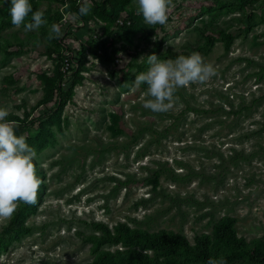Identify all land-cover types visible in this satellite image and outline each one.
<instances>
[{"label": "rangeland", "instance_id": "obj_1", "mask_svg": "<svg viewBox=\"0 0 264 264\" xmlns=\"http://www.w3.org/2000/svg\"><path fill=\"white\" fill-rule=\"evenodd\" d=\"M33 1L47 13L39 29L0 24V108L20 118L9 121L35 150L41 184L35 204L17 202L0 218V264L90 262L95 222L173 230L192 243L229 215L246 242L264 234V0H172L165 25L142 16L145 30L127 36L108 21L74 20L67 9L78 0ZM9 8L0 0V22ZM54 23L63 35L50 41ZM220 29L232 36L228 49ZM192 52L217 75L177 89L168 112L143 107L147 85L133 81L147 56ZM76 67L82 79L55 113L57 78L66 75L64 93ZM113 240L100 248L115 249Z\"/></svg>", "mask_w": 264, "mask_h": 264}, {"label": "trees", "instance_id": "obj_2", "mask_svg": "<svg viewBox=\"0 0 264 264\" xmlns=\"http://www.w3.org/2000/svg\"><path fill=\"white\" fill-rule=\"evenodd\" d=\"M130 2L131 0H90L92 12L89 15L80 16L79 6L81 1L78 0L71 2L72 7L67 11L78 14L81 20L88 17L102 22L108 21L121 30V35L127 36L146 28L142 20V14H138L137 9H126ZM29 3L32 5L33 12L40 10L33 0H29ZM123 12L126 14L122 15ZM43 14L47 13L43 12ZM31 15L32 13H29L26 23L31 22ZM61 18L62 14H58L54 21L58 22ZM117 20L122 22L119 23ZM0 24L2 26L12 25L11 17L1 20ZM218 33L223 41L224 48L228 49L232 42V36L222 29L218 30ZM208 40L209 43L213 41V39ZM56 54L59 58L62 55L59 49L56 50ZM76 54L79 64H82L85 58V48L82 47L76 51ZM71 75H74L71 79V85L64 93L60 88V82L66 75L63 73L57 78L58 102L54 108L55 113L63 106L64 96H71L73 86L82 79L78 67L71 72ZM44 102L41 101L40 103ZM6 120L21 122L17 115H10L6 117ZM18 128L19 125L15 129V134H17ZM45 140L41 129L34 140L35 144L40 148L44 145ZM35 171L39 178L40 174L36 167ZM17 220L18 215H15L10 224L16 223ZM234 222L233 217L224 215L214 223L210 234H196L192 243L186 236L173 230L148 231L131 227L122 221L117 222L110 228L103 222H95L93 224L94 228L100 232L101 236L99 238L94 237L97 241L91 246L93 259L84 264H208L209 258L219 259L220 257L224 258L226 264H264V234L250 242H246L243 237L237 235ZM15 230L22 232L25 227L18 225ZM111 238H114L113 242L117 244L115 249L100 248L103 242ZM1 242L0 239V244Z\"/></svg>", "mask_w": 264, "mask_h": 264}, {"label": "clouds", "instance_id": "obj_3", "mask_svg": "<svg viewBox=\"0 0 264 264\" xmlns=\"http://www.w3.org/2000/svg\"><path fill=\"white\" fill-rule=\"evenodd\" d=\"M174 7L172 0H137V13L142 14L149 25H165L168 13ZM91 9L90 0H82L79 15L86 16ZM9 13L11 24L24 31L39 29L45 20L43 11L33 12L29 0H10ZM31 15V22L26 19ZM73 19H77L75 13ZM63 35L59 24H52L48 32V40L58 39ZM150 67L135 77L133 85H147L146 99L143 107L154 113L168 112L174 105L177 89L190 84H205L217 75L215 67L206 63L198 52L179 55L176 59L161 60L156 54L147 56ZM7 109L0 108V218L10 219L17 208V202L35 204L41 184L36 175L33 160L35 150L28 145L24 135L17 136L15 121L6 120ZM208 264H226L223 257L209 258Z\"/></svg>", "mask_w": 264, "mask_h": 264}, {"label": "built area", "instance_id": "obj_4", "mask_svg": "<svg viewBox=\"0 0 264 264\" xmlns=\"http://www.w3.org/2000/svg\"><path fill=\"white\" fill-rule=\"evenodd\" d=\"M117 22L121 23L122 21L121 20H117ZM66 61V60H65Z\"/></svg>", "mask_w": 264, "mask_h": 264}, {"label": "bare ground", "instance_id": "obj_5", "mask_svg": "<svg viewBox=\"0 0 264 264\" xmlns=\"http://www.w3.org/2000/svg\"><path fill=\"white\" fill-rule=\"evenodd\" d=\"M57 208V207H56Z\"/></svg>", "mask_w": 264, "mask_h": 264}]
</instances>
